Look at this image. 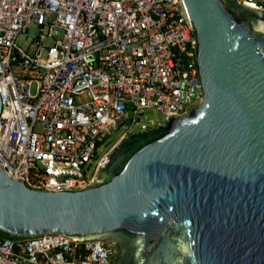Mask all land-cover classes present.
I'll return each instance as SVG.
<instances>
[{
  "label": "water",
  "instance_id": "water-1",
  "mask_svg": "<svg viewBox=\"0 0 264 264\" xmlns=\"http://www.w3.org/2000/svg\"><path fill=\"white\" fill-rule=\"evenodd\" d=\"M182 1L202 105L127 137L83 190H32L0 169L1 232L108 238L123 264H264V11Z\"/></svg>",
  "mask_w": 264,
  "mask_h": 264
},
{
  "label": "built area",
  "instance_id": "built-area-1",
  "mask_svg": "<svg viewBox=\"0 0 264 264\" xmlns=\"http://www.w3.org/2000/svg\"><path fill=\"white\" fill-rule=\"evenodd\" d=\"M233 1L264 11V0ZM196 49L182 0H0V169L32 190L93 186L144 110L159 127L202 105ZM115 256L100 239L0 237V264Z\"/></svg>",
  "mask_w": 264,
  "mask_h": 264
},
{
  "label": "rangeland",
  "instance_id": "rangeland-1",
  "mask_svg": "<svg viewBox=\"0 0 264 264\" xmlns=\"http://www.w3.org/2000/svg\"><path fill=\"white\" fill-rule=\"evenodd\" d=\"M35 35H36V31H34L33 29H30L28 31L29 38H33L35 37ZM16 43L18 46L25 48L27 46L28 40H25L23 37H20L17 39ZM163 121H164V117L157 111L151 110V109L144 110L143 115L140 117L139 123L131 127L132 128L131 134H139L147 129L152 130L154 128H157V123L163 122ZM143 125L147 127L142 128ZM127 126H129V124H127ZM115 139H116V136H113L112 141H114ZM5 238H10V237H5Z\"/></svg>",
  "mask_w": 264,
  "mask_h": 264
},
{
  "label": "flooded vegetation",
  "instance_id": "flooded-vegetation-1",
  "mask_svg": "<svg viewBox=\"0 0 264 264\" xmlns=\"http://www.w3.org/2000/svg\"><path fill=\"white\" fill-rule=\"evenodd\" d=\"M131 135H133V134H131ZM101 240L108 242L109 244L114 246L115 249H116V256H115L112 264H123L124 260H123V256H122V247L120 248L119 245L113 244L112 241L110 239H108V238H103ZM131 262H132V256L130 255V256H128V263L131 264Z\"/></svg>",
  "mask_w": 264,
  "mask_h": 264
},
{
  "label": "trees",
  "instance_id": "trees-1",
  "mask_svg": "<svg viewBox=\"0 0 264 264\" xmlns=\"http://www.w3.org/2000/svg\"><path fill=\"white\" fill-rule=\"evenodd\" d=\"M0 235H1L2 238H5V237H10L11 238L12 237L9 234H6V233L1 232V231H0Z\"/></svg>",
  "mask_w": 264,
  "mask_h": 264
}]
</instances>
